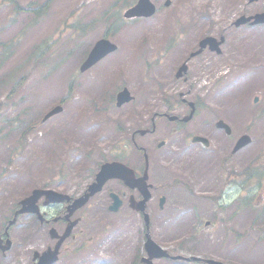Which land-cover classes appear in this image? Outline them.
<instances>
[{
    "label": "rangeland",
    "instance_id": "374dc122",
    "mask_svg": "<svg viewBox=\"0 0 264 264\" xmlns=\"http://www.w3.org/2000/svg\"><path fill=\"white\" fill-rule=\"evenodd\" d=\"M151 1L157 6L156 14L119 24L109 36L117 51L79 73L91 46L103 36V16L111 15L109 11L121 13L126 5L119 0H16L19 7H15L0 0V225L8 222L11 210L33 189L77 195L100 165L116 156L138 171L142 155L131 149L123 156L120 149L130 142L133 129L153 119L155 134L136 137L146 148L153 186L148 204L152 238L183 257L211 250L209 256L226 264H264V186L242 191L231 185L226 193L223 190L229 171H233L230 178L240 181L239 174L246 168L258 169L256 178L264 168V75L259 73L245 84L250 74L239 76L238 57L232 68L233 61L227 57L213 59L204 53L199 60L206 64L210 60L212 75L193 64L187 82L176 79V66L197 48L205 32L225 27L222 13L210 25L196 28L198 13L210 15L211 5L224 9V0H170L168 7H164L166 0ZM43 3H47L44 10L30 8ZM235 9H240L239 2ZM73 22L77 24L69 28ZM83 25L87 26L79 29ZM244 37L250 39V34ZM256 38L264 46V35ZM123 88L133 100L116 107V94ZM182 93L188 101L201 100L204 107L174 132L173 123L163 115L188 114L181 104ZM254 97L259 98L257 104ZM59 104L62 113L42 123L43 116ZM218 118L231 127V137L215 129ZM192 133L207 137L209 147L192 144ZM243 134L251 137V143L232 153ZM161 140L166 144L158 150L155 143ZM124 188L117 180L109 181L83 211L86 220L81 228L91 237L100 232L101 249L95 250L93 240L92 256L85 253L84 261H79L65 252L59 264H137L143 255L142 220L127 205L117 213L107 211L108 193ZM207 192L217 200L206 204L201 199L208 208L198 212L203 208L198 194ZM245 194L248 204L240 201ZM161 195L170 198L163 211L157 207ZM27 222L25 217L19 219L16 228L21 233L15 231L25 257L50 244L48 229L43 227L38 244L32 245ZM163 226L167 234L162 233ZM153 264L188 263L157 260Z\"/></svg>",
    "mask_w": 264,
    "mask_h": 264
},
{
    "label": "flooded vegetation",
    "instance_id": "af4514ba",
    "mask_svg": "<svg viewBox=\"0 0 264 264\" xmlns=\"http://www.w3.org/2000/svg\"><path fill=\"white\" fill-rule=\"evenodd\" d=\"M215 0H212V3H214ZM221 2V0H219ZM239 2L240 5V9H235L237 3ZM224 9H221V7H214L213 5H211V14H205V13H198L197 17L199 18L200 22H196V28L201 29L204 28L203 26L205 25H210L211 24V20L213 22V20H216V18L224 13V22H225V27L223 29H221V31H216L214 32H210L207 31L205 32L206 35L204 37H202L198 42H197V48L194 49V51H191L188 55V57L182 61L179 66H176V72H178L179 68L182 66L183 63H185V70L183 71L184 74L181 78H183L184 82H187L189 78H187V73L190 72V70L192 69V65L196 64L199 66V68H205L204 70H200V71H208L210 72V70L212 69V64L210 62V60H208V63L206 64L205 61L206 60H199L200 57H205V55H203L204 53H207V57H212L213 59H219L222 56L227 57L228 61H233L230 62L232 65V68H234V63L235 60L237 59V57L240 60L239 66L238 68L240 69V76L243 73H248L250 74V77H255L257 73H264V46L262 45V42L260 39L256 38L260 35H264V23L261 24H250V22H247L245 24L239 25L237 26L235 24V22L240 18V17H252L256 14H261L264 13V0H255L253 2H249L248 0H224ZM213 10H217L216 14H213ZM197 14V12H195ZM209 18V22L205 23L204 20ZM216 30H220V29H216ZM224 30V31H223ZM250 34V39L245 38L244 35H249ZM208 37H212L215 39V41H207L206 44L200 49L199 45H200V41L204 40ZM222 37V38H221ZM221 38V39H220ZM231 41V43L229 44V42ZM217 43H219V45H217ZM185 44L186 47L188 46L189 42H185L182 43ZM181 44V45H182ZM228 46V48L230 49L226 51V47ZM186 47L183 50L186 51ZM195 51H199L198 54H196L194 57H191L192 53ZM226 51V52H225ZM187 51L185 52L186 55ZM188 59V60H187ZM198 59V60H197ZM231 67V66H230ZM223 68L227 71V72H232L233 69H228L229 67L223 64ZM199 71V70H198ZM197 71V72H198ZM175 76V75H174ZM242 78V77H241ZM186 94V93H185ZM184 93L180 94L181 97V104L186 106L189 111L191 110V103L193 104L194 107V118L196 117V112L198 111L199 108V101L197 98H195V101L190 102L187 99L183 98L185 96ZM183 96V97H182ZM177 105V104H176ZM175 118L173 119H168L169 121H171V123H173V127H175V129L173 130L174 132H176L177 130L181 131L184 128V125L188 122H183V118L184 117H180L179 115L175 114ZM151 119V118H150ZM221 119H217L215 121V123L217 121H219ZM214 123V125H216ZM215 127V126H214ZM156 125L153 122V119H151L150 124H147L146 126H141L140 128H136L133 129L131 134H130V138L129 141L131 142L132 146L134 149H136L137 151L141 152L142 155L144 153H146V148L139 145L136 141V137H149L152 136L153 134H155L156 132ZM216 129V128H215ZM216 130H221V129H216ZM227 137H231V133L230 135H227L225 133L224 130H221ZM142 132V133H141ZM191 137H202L208 140L207 146L210 145V140L202 135L199 134H194L192 133L190 135ZM159 143L162 144H158L155 143V148L158 150H161V148H163L165 146V141L161 140ZM199 144L203 147L202 143H194V145ZM242 150V149H241ZM138 171H136L134 169V171L136 172V176L139 177L142 175L144 168H145V160H143V165H137ZM148 169H149V163H148ZM228 174L231 176L230 171L228 172ZM95 176L93 177L92 181L89 183L91 184L94 180H95ZM230 176L228 177L229 181L225 184L224 186V193L227 192V188L229 189V186H231L233 183L234 186H237L238 188H240L242 191H245L247 188V181H248V172H247V168L240 172V178L241 181L240 183H236L235 180L231 181ZM120 183V182H119ZM120 185H122L120 183ZM147 189H149L152 193L153 191V186L150 183L149 180V176L147 178ZM88 185H86V187L77 195H72L69 193H65L66 195H68L70 197V202L69 203H62V204H49V205H45L44 206V199H40L38 202V206L40 209V213L43 216V221L41 222L40 218L38 215H23V216H18L16 218V220L14 221V223L9 227L6 228V226L2 227L0 226V264H34V259H33V252L37 251V250H33L31 252V255L28 254L27 257H25L23 254H21L20 252V247L18 246V242L16 241L15 237H16V232L15 231H19V234L21 233L20 229H17V223L18 220L21 219L22 217L27 218L28 222L27 225H25V227L27 229H31V240H32V245L34 244H38L40 237H39V232L40 229H42L43 227H47L46 229H51L54 228L58 234H63L64 232H66L65 230H67V228H70V232L68 234V236L63 240L59 250H58V254H57V260L55 263L53 264H59L63 258V254L66 252L67 253V257L71 258V257H76L79 259V261H84V256L85 253H89L90 256H92V254L94 253L92 248H93V240L95 241V250H100L101 246H102V235L100 234V232H98L96 234L95 237H91L88 236L85 232V230H83L81 228V224L83 222H85L86 218L83 215V211L87 208L88 203L83 205V206H79L77 208H75L71 213L69 212L68 208H70V206H74L75 204V200L78 199L83 192L85 191V189L87 188ZM125 189V188H124ZM226 190V191H225ZM111 192V191H110ZM222 192V191H221ZM220 192V194H221ZM102 193V192H101ZM120 195L123 196V194H125V196H123V200H122V205L119 208L118 212L125 206L127 205V207L129 208V205L127 203V198H126V192L122 191L119 192ZM100 194V193H99ZM210 192L206 193V196L203 195H199L198 194V200L200 202V206L203 208H199L198 212L203 211L204 209L208 208L206 207L200 200L204 199L206 204H209V201L212 202L215 196L211 195ZM96 196V195H95ZM94 196V197H95ZM241 196V195H240ZM93 197V198H94ZM108 197H109V193H108ZM91 198V199H93ZM220 199V197H219ZM152 200V195H151V199ZM160 202H162V205L160 206ZM170 203V198L165 197L163 195H161L160 197H157V207L158 210L163 211L165 205L168 207ZM111 205V201L109 199V204L107 206V211L109 213H111L109 211V207ZM20 207L16 206L14 211L18 210ZM130 209V208H129ZM13 211V213H14ZM132 211V210H131ZM146 211L149 214V219H150V224H149V229H150V235L152 237V234L154 233V229L152 228L153 225L151 224V210L149 208V205L147 203L146 206ZM133 212V211H132ZM13 213H12V217H13ZM117 213V212H116ZM136 215H138V217L140 219H142V215L139 213L134 212ZM31 223V226L30 224ZM20 225V224H19ZM202 226V225H200ZM209 226V223L207 222L205 224V227ZM158 229L160 227H157ZM28 232V231H27ZM144 229H143V244H142V250H143V255L140 257H138V261L137 264H145L142 260L145 259L146 257V253L144 250V243H145V237H144ZM163 234H167V230L166 228L163 226ZM18 235V234H17ZM10 241V245L8 246V249L3 252L2 248L5 246L4 245V241L6 240ZM2 240V241H1ZM50 244L46 246L47 247H53L54 244L56 243V239H50ZM22 249V248H21ZM44 250V249H43ZM43 250H38L37 252H42ZM167 250V249H166ZM168 251V250H167ZM208 252H197L196 254L198 256H193L194 258H197L196 262H193L192 264H207L208 261L211 260H216V257L214 255L209 256L211 254V250H207ZM22 252L24 253V251L22 250ZM145 254V255H144ZM170 255L174 256L175 254L173 252L169 253ZM176 256H180L178 254H176ZM136 259V258H135ZM164 261H171L169 258L168 259H163ZM37 261V259H36ZM171 262H177V263H183L182 261L178 262V261H171ZM85 264V262L83 263Z\"/></svg>",
    "mask_w": 264,
    "mask_h": 264
},
{
    "label": "water",
    "instance_id": "95a60500",
    "mask_svg": "<svg viewBox=\"0 0 264 264\" xmlns=\"http://www.w3.org/2000/svg\"><path fill=\"white\" fill-rule=\"evenodd\" d=\"M153 13H154V8L149 2V0H138L136 5L126 12L125 17L126 18L149 17ZM255 19H256L255 23L264 22V15L256 16ZM114 49H115V46L111 45L108 41L106 40L99 41L89 53L87 60L81 67V71L86 70L87 68L92 66L95 62H97L102 57H104L106 54L114 51ZM129 100L130 99L126 91L119 93L117 95V105L118 106L125 102H128ZM60 111H61V108L56 107L55 109H53L50 113L46 115L44 120ZM192 113L193 111L184 120H189L192 116ZM216 127L224 128L228 134L230 132L229 128L221 121H219L216 124ZM194 140H201V139H194ZM248 141L249 139L247 137H243L236 145L235 151L239 149L240 147H242L244 144H246ZM113 178L122 180L127 187L131 189L136 188L142 194L143 196L142 201L135 202L134 199L131 198L130 203H131V207L134 210L144 212L145 202L150 197L149 193L147 192V186L145 184V181L147 180V171L146 170L144 171L143 177L139 179H135V176L132 170L116 162L111 163V164H104L101 167V171L96 175L95 182L88 187V192L84 196L79 198V200L75 201V204L71 209V212L75 208L84 205L91 196H93L94 194H96L102 189V186L107 180L113 179ZM42 196L46 198V203H60V202L69 200L67 196L53 192L51 190L36 189L31 193V195L28 198L20 202V205L22 207L18 211V213H21V214L37 213L36 202ZM111 197L113 198V204L110 206L109 210L112 212H116L121 206V201L118 199L116 195H111ZM144 220L146 224V242L144 244V248L149 256V259L167 256V253L163 251L158 245H156L151 240L149 236V232H148V216L146 214H144ZM69 230L70 228L67 229L66 234H64V237H62L60 241L57 243L54 251H50L48 249L46 252L42 254L39 260V264H51L55 260L59 246L62 240L65 238V236L68 235ZM50 233H51V237H55L54 231H51ZM8 245H9V242H7V246ZM149 259L144 260V261L149 264L150 263ZM212 264H220V263L213 262Z\"/></svg>",
    "mask_w": 264,
    "mask_h": 264
},
{
    "label": "trees",
    "instance_id": "16d2710c",
    "mask_svg": "<svg viewBox=\"0 0 264 264\" xmlns=\"http://www.w3.org/2000/svg\"><path fill=\"white\" fill-rule=\"evenodd\" d=\"M12 2L15 3V7H19V5L17 4V2H15V0H11ZM46 4L40 6L39 8L35 9V10H44L46 8ZM259 175H264V169L259 173Z\"/></svg>",
    "mask_w": 264,
    "mask_h": 264
}]
</instances>
